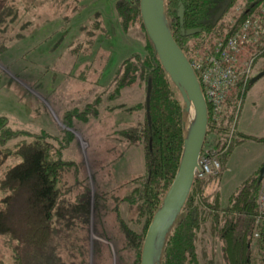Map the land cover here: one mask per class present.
I'll list each match as a JSON object with an SVG mask.
<instances>
[{
  "label": "trees",
  "instance_id": "1",
  "mask_svg": "<svg viewBox=\"0 0 264 264\" xmlns=\"http://www.w3.org/2000/svg\"><path fill=\"white\" fill-rule=\"evenodd\" d=\"M83 1L30 0L28 5L45 7L51 2L65 17L77 12ZM20 3L21 0H0V24L20 10ZM179 6L181 16L177 13ZM114 8L121 29L143 39L144 53H133L123 59L110 84L95 93L90 103L83 104L80 114L87 118L100 116L101 111L107 112V109L121 113L142 109L141 118L137 117L118 131L126 146H141L143 154L142 173L125 185L121 197L130 207H135L138 227L121 216L116 204L113 208L114 221L130 251L124 258L118 248L117 261L139 264L147 225L178 167L188 112L177 86L162 68L146 35L138 0H116ZM164 15L173 39L192 62L193 58L214 53L215 44L236 31L246 17H258L264 26V0H165ZM97 16L80 27L81 38L74 41L72 50L89 53L94 32L104 29ZM42 17L47 20L49 14L44 13ZM181 28L200 30L191 34V39H185ZM96 58L99 61L92 65L100 67L102 57ZM239 58L241 65L251 59L247 78L238 79L230 87L216 115L207 106L202 146L210 147L221 164L235 145L251 137L236 129V120L241 103L255 82L250 81L252 75L264 69V32L239 52ZM133 84H143V101L131 106L116 102L121 90ZM112 99L114 101L103 105V100ZM19 134V130L10 128L7 117L0 115V166L9 155L19 158L0 172V236L3 246L10 251L7 259L0 256V264H86L77 252L85 253L78 224L82 222L81 229H84L83 222L87 221V186L72 200L63 197L60 177L64 169L61 162L52 157L51 144L39 138L15 141L13 138ZM207 134L213 138L209 143H206ZM254 138L264 143V136ZM9 140L13 141L14 148L7 146ZM258 169L235 188L225 205L220 204L218 191L206 189L221 173L194 176L188 195L166 233L159 264H264V217L257 202ZM101 198L103 195L95 192L94 215L104 206ZM217 244L221 263L214 259ZM257 246L261 251L253 255L252 249ZM102 247L106 251V247ZM95 259L94 264H98L99 259L96 256Z\"/></svg>",
  "mask_w": 264,
  "mask_h": 264
},
{
  "label": "rangeland",
  "instance_id": "2",
  "mask_svg": "<svg viewBox=\"0 0 264 264\" xmlns=\"http://www.w3.org/2000/svg\"><path fill=\"white\" fill-rule=\"evenodd\" d=\"M29 1L21 0L20 10L0 24V115L7 117L11 129L20 131L13 138L15 141L39 138L51 144L52 157L64 169L60 177L63 197L72 200L87 186V221L83 222L84 229L82 222L81 226L78 224L85 253L77 252L79 256H83L86 264H94L95 256L98 264L103 261L119 264L116 250L119 248L123 257L130 251L114 221L113 208L117 205L121 216L138 227L135 207L121 197L125 185L142 173L144 165L141 146H126L118 131L141 118L142 109L129 113L107 109L100 116L87 118L80 111L95 93L110 84L123 59L133 53H144L143 39L121 29L114 8L116 0H84L77 12L65 17L51 2L45 7H35L29 6ZM44 13L49 14V19H42ZM96 14L104 29L94 32L89 53L72 50L74 41L81 38L80 27L91 23ZM97 56L102 57L100 67L92 65L99 61ZM263 87L261 77L248 89L236 120V129L251 137L235 145L224 164L217 158L218 171L209 174L221 173L206 188L218 191L221 205H225L241 182L257 171L264 159V143L254 138L264 136ZM143 96V84H133L121 90L116 102L131 106L143 101ZM103 101L104 105L114 100ZM212 140L207 134L206 143ZM6 144L14 148L13 141ZM18 160L11 155L4 158L0 172ZM97 191L103 195L104 206L94 215ZM252 250L253 255L261 251L258 246ZM0 256L5 259L10 256L1 236ZM214 259L222 262L219 244Z\"/></svg>",
  "mask_w": 264,
  "mask_h": 264
},
{
  "label": "water",
  "instance_id": "3",
  "mask_svg": "<svg viewBox=\"0 0 264 264\" xmlns=\"http://www.w3.org/2000/svg\"><path fill=\"white\" fill-rule=\"evenodd\" d=\"M165 0H138L140 18L159 62L170 80L177 86L188 112L186 135L178 167L159 206L145 230L139 264H159L167 231L182 207L194 177L197 159L206 135L207 105L196 74L182 50L173 39L164 15ZM181 16V6L178 7ZM199 28L185 32L193 33ZM264 75V69L252 75L254 82ZM147 86L145 102H148ZM190 112L192 116L189 118ZM264 173V159L258 169V181Z\"/></svg>",
  "mask_w": 264,
  "mask_h": 264
},
{
  "label": "built area",
  "instance_id": "4",
  "mask_svg": "<svg viewBox=\"0 0 264 264\" xmlns=\"http://www.w3.org/2000/svg\"><path fill=\"white\" fill-rule=\"evenodd\" d=\"M262 32L264 26L258 17H246L239 23L236 31L215 44L214 53L204 55L203 58H193L190 62L196 72L206 105L213 115L222 108V102L230 87L238 79L247 78L251 59L244 64L241 62L242 65L239 64V52ZM214 162L219 163L215 152L210 147L202 146L194 176L202 177L216 173L218 169ZM260 182L257 202L264 217V175Z\"/></svg>",
  "mask_w": 264,
  "mask_h": 264
},
{
  "label": "flooded vegetation",
  "instance_id": "5",
  "mask_svg": "<svg viewBox=\"0 0 264 264\" xmlns=\"http://www.w3.org/2000/svg\"><path fill=\"white\" fill-rule=\"evenodd\" d=\"M189 29H194V28H188V29H183V28H181V29H180V33H181V35H183V36L186 37V38L184 37L185 39H191V36H190V35H191V34H194V33H196V32H198V31L200 30V29H199V30L196 31V32L188 33V34H187L185 31H186V30H189Z\"/></svg>",
  "mask_w": 264,
  "mask_h": 264
},
{
  "label": "clouds",
  "instance_id": "6",
  "mask_svg": "<svg viewBox=\"0 0 264 264\" xmlns=\"http://www.w3.org/2000/svg\"><path fill=\"white\" fill-rule=\"evenodd\" d=\"M215 163V167L218 169L219 168V163L218 162H214Z\"/></svg>",
  "mask_w": 264,
  "mask_h": 264
},
{
  "label": "bare ground",
  "instance_id": "7",
  "mask_svg": "<svg viewBox=\"0 0 264 264\" xmlns=\"http://www.w3.org/2000/svg\"><path fill=\"white\" fill-rule=\"evenodd\" d=\"M263 175H264V173H263ZM263 177V176H262ZM262 177H261V179H262Z\"/></svg>",
  "mask_w": 264,
  "mask_h": 264
}]
</instances>
